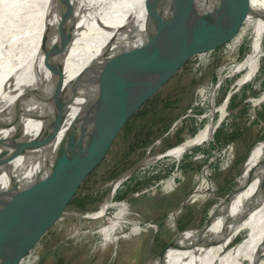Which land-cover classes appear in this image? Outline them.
<instances>
[{
    "label": "rangeland",
    "instance_id": "rangeland-1",
    "mask_svg": "<svg viewBox=\"0 0 264 264\" xmlns=\"http://www.w3.org/2000/svg\"><path fill=\"white\" fill-rule=\"evenodd\" d=\"M260 16L196 32L151 63L103 134L78 145L68 173H50L44 188L14 209L7 224L51 208L83 213L81 218L65 215L42 224L13 244L0 264H146L181 232L219 213L264 140V57L254 79L241 88L233 85L242 72L229 78L253 48ZM221 78L226 81L216 92ZM227 100L228 115L212 139L180 160L167 155ZM112 108L104 105L100 117ZM105 203L112 206L108 213L93 217ZM251 231L244 228L235 244L246 241Z\"/></svg>",
    "mask_w": 264,
    "mask_h": 264
},
{
    "label": "bare ground",
    "instance_id": "bare-ground-1",
    "mask_svg": "<svg viewBox=\"0 0 264 264\" xmlns=\"http://www.w3.org/2000/svg\"><path fill=\"white\" fill-rule=\"evenodd\" d=\"M129 23L133 30L144 29L142 0H0V86L24 69L44 38L80 47L97 32L111 26L109 38L131 35L133 30L123 32ZM20 45L26 47L13 57L12 65H8L3 57L5 51L15 50ZM117 45L99 46L93 53L103 54L110 50L112 54ZM263 57L264 14L257 21L252 50L229 76L242 72L233 85L234 89L254 79ZM225 81L226 78L218 81L216 92ZM127 87H122L93 107L66 114H42L32 100L24 103L12 91L0 89V204L14 200L31 185L37 184L38 178L49 167L67 164V157L49 160L68 149L93 119L95 123L104 105L114 106L119 102ZM227 105L228 100L214 108L205 126L167 155L180 160L194 146L212 139L228 115ZM128 177L129 174L125 175L114 187ZM111 207L105 203L92 216L108 213ZM219 213L220 218L214 220L189 250L185 251L184 245L191 233L185 232L178 235L174 244L151 264H264V140L255 147L237 191ZM246 227L252 229L250 236L236 245L235 241ZM1 231L10 232L3 219H0Z\"/></svg>",
    "mask_w": 264,
    "mask_h": 264
},
{
    "label": "water",
    "instance_id": "water-1",
    "mask_svg": "<svg viewBox=\"0 0 264 264\" xmlns=\"http://www.w3.org/2000/svg\"><path fill=\"white\" fill-rule=\"evenodd\" d=\"M142 3L145 22L143 30L137 28L133 30L129 23L123 32L133 30V34L109 38L108 30L113 28L111 26L108 30L97 32L80 47L44 38L35 50L34 56L26 62L24 69L13 79L5 80L0 86V89L12 91L24 103L32 100L42 114H66L88 109L101 103L122 87L128 86L123 97L107 114L99 117L82 137L74 139L70 145V154L59 158L62 160L67 157V164L49 167L38 178L37 186L14 200L0 204V219L4 220L10 231L6 235L0 234V261L8 254L13 244L26 238L42 224L65 215L81 218L79 214L83 213L68 214L66 210L51 208L29 220H26L27 217L20 218L15 221L14 226L7 224V217L14 209L24 206L44 188L50 173L53 171L68 173L74 159V150L78 145L103 134L108 123L116 117L118 113L116 110L122 99L151 63L169 47L184 43L196 32L213 30L225 24L264 14L262 9L264 0L258 2L259 4L249 0H142ZM113 43L118 45L112 54L110 50L103 54L93 53L95 48ZM25 47L26 45L23 47L20 45L15 50L5 51L3 57L7 59V64L12 65L13 57L20 54ZM30 144L34 145L32 141ZM115 189L113 187V190ZM236 191L237 189L233 187L224 198L226 205ZM220 216L221 214L217 212L201 227L181 232L180 234L191 233L185 242V251L189 250ZM175 239L146 264H151L160 257L174 244Z\"/></svg>",
    "mask_w": 264,
    "mask_h": 264
},
{
    "label": "flooded vegetation",
    "instance_id": "flooded-vegetation-1",
    "mask_svg": "<svg viewBox=\"0 0 264 264\" xmlns=\"http://www.w3.org/2000/svg\"><path fill=\"white\" fill-rule=\"evenodd\" d=\"M161 194L163 195V193H161ZM163 196H165V197H166L167 195H163Z\"/></svg>",
    "mask_w": 264,
    "mask_h": 264
},
{
    "label": "crops",
    "instance_id": "crops-1",
    "mask_svg": "<svg viewBox=\"0 0 264 264\" xmlns=\"http://www.w3.org/2000/svg\"><path fill=\"white\" fill-rule=\"evenodd\" d=\"M167 188V187H166Z\"/></svg>",
    "mask_w": 264,
    "mask_h": 264
}]
</instances>
